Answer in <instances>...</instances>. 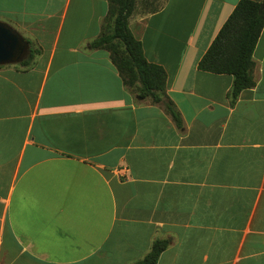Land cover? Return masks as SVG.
Here are the masks:
<instances>
[{"label": "crops", "instance_id": "0c3cea01", "mask_svg": "<svg viewBox=\"0 0 264 264\" xmlns=\"http://www.w3.org/2000/svg\"><path fill=\"white\" fill-rule=\"evenodd\" d=\"M239 1L129 18L176 123L88 47L107 0H0L37 50L0 66V264H134L156 240V264H264V27L235 99L232 76L197 68Z\"/></svg>", "mask_w": 264, "mask_h": 264}, {"label": "trees", "instance_id": "16d2710c", "mask_svg": "<svg viewBox=\"0 0 264 264\" xmlns=\"http://www.w3.org/2000/svg\"><path fill=\"white\" fill-rule=\"evenodd\" d=\"M136 1L107 0V14L102 21L100 33L90 41L88 47L107 51L123 84L132 88L141 99L162 104L174 122L178 123L179 118L172 103L165 99L166 75L163 68L146 61L140 41L128 27ZM263 27L264 0H240L197 64L200 71L232 76V99L242 90L253 86L252 54ZM27 42L30 54L20 66L30 65L37 54L32 43ZM167 245L166 240L154 241L149 252L134 264H156Z\"/></svg>", "mask_w": 264, "mask_h": 264}, {"label": "water", "instance_id": "95a60500", "mask_svg": "<svg viewBox=\"0 0 264 264\" xmlns=\"http://www.w3.org/2000/svg\"><path fill=\"white\" fill-rule=\"evenodd\" d=\"M260 6L259 12H261ZM29 45L25 39L7 24L0 22V66L15 65L29 55Z\"/></svg>", "mask_w": 264, "mask_h": 264}, {"label": "rangeland", "instance_id": "374dc122", "mask_svg": "<svg viewBox=\"0 0 264 264\" xmlns=\"http://www.w3.org/2000/svg\"><path fill=\"white\" fill-rule=\"evenodd\" d=\"M155 0H137L135 3L134 14H143L155 7Z\"/></svg>", "mask_w": 264, "mask_h": 264}]
</instances>
